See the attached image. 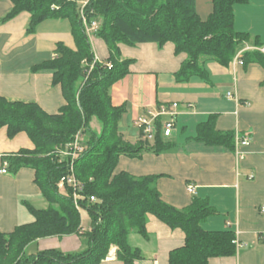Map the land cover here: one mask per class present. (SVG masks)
Returning a JSON list of instances; mask_svg holds the SVG:
<instances>
[{"label": "trees", "instance_id": "trees-1", "mask_svg": "<svg viewBox=\"0 0 264 264\" xmlns=\"http://www.w3.org/2000/svg\"><path fill=\"white\" fill-rule=\"evenodd\" d=\"M10 1L12 9L5 19L29 12L28 33H33L46 19H69L76 48L59 43L57 56L34 68L51 70L53 84L61 85L66 104L58 112L48 113L37 102L0 95V127L6 126L10 137L27 132L35 145L4 155L9 161L8 169L16 173L23 167L33 168L35 181L49 202L43 209L26 202L34 221L9 232L0 231V264H101L112 246L117 247L118 260L135 264L144 254L130 244L129 236L136 232L148 238L151 215L185 234L184 244L171 250L169 264H209L211 258L235 255L234 230H206L202 226L216 212L208 199L194 195L191 204L179 208L163 198L157 185L158 175L135 176L116 171L122 155L136 158L147 151L159 154L173 144L161 132L153 143L143 140L141 132L140 142L127 141L119 128L126 106H115L109 90L130 72L132 60L123 57L120 47L123 43L156 42L160 46L173 43L176 54L187 56L175 73L178 82H186L193 76L207 79L208 61L229 65L253 38L250 33L234 28L235 5L248 0H212V13L205 19L197 11L196 0H93L90 9L94 13L90 18L99 21L96 37L106 45L109 57L96 63L87 80L88 66L84 61L91 63L94 51L77 0ZM253 40L258 48L245 50L241 58L245 64L258 63L264 67V52L259 49L262 43L257 36ZM215 117L199 125L196 139L234 151L236 133L218 130ZM93 118L102 125L99 133L90 127ZM79 132L83 135L84 150L75 161V175L83 184L78 208L73 190L65 187L62 192L58 187L69 172V159L60 161L58 152ZM92 196L94 201L90 199ZM83 211L89 214V228L82 224ZM71 234L80 237L78 250L50 248L26 253V248L39 239Z\"/></svg>", "mask_w": 264, "mask_h": 264}, {"label": "crops", "instance_id": "crops-1", "mask_svg": "<svg viewBox=\"0 0 264 264\" xmlns=\"http://www.w3.org/2000/svg\"><path fill=\"white\" fill-rule=\"evenodd\" d=\"M196 7L205 19L212 13L213 3L196 0ZM11 9L10 0H0V95L37 102L46 112L56 113L66 104L62 87L53 84L51 70L34 68L54 59L59 43L76 48L72 23L69 19L50 18L28 33L31 14L23 11L5 19ZM234 9L235 30L250 33L253 38L229 65L208 61L207 79L193 76L186 82L177 81L175 73L187 56L176 54L171 42L164 46L156 42L120 45L123 57L132 60L130 72L109 92L115 106H126L119 124L124 138L132 144L140 142V130L135 125L139 116L164 105L178 106L173 134L165 138L173 146L159 154L147 151L136 158L122 155L116 171L135 176L158 175L163 198L179 208L191 204L194 195L208 199L216 212L202 226L206 230L232 229L237 240L244 243L237 247L235 255L211 258L209 264H264V67L245 64L241 58L245 50L258 48L253 40L256 36L264 52V0H248ZM89 38L94 56L100 62L107 61L109 52L104 42L96 35ZM212 116H216L218 130L236 133L234 151L196 139L199 125ZM129 124L136 129L134 134L125 131ZM243 139L249 140L245 146L241 144ZM34 147L27 132L10 137L7 127H0V170L4 155ZM35 178L36 171L30 167L16 173L0 172V231L9 232L34 221L26 202L43 209L40 205L46 199ZM190 184L196 187V194L188 191ZM90 222H84L82 217L84 228H89ZM147 229L149 237L139 234L141 239L136 244L132 242L133 235L129 236L130 244L144 254L135 264H169L171 250L184 244V232L153 215L149 216ZM32 244L37 245V251H75L81 247V240L71 234L42 238ZM101 264H124L117 259L116 246L111 247Z\"/></svg>", "mask_w": 264, "mask_h": 264}, {"label": "built area", "instance_id": "built-area-1", "mask_svg": "<svg viewBox=\"0 0 264 264\" xmlns=\"http://www.w3.org/2000/svg\"><path fill=\"white\" fill-rule=\"evenodd\" d=\"M77 2L78 11L85 26L86 32L89 37L93 38L99 28V21L97 19L90 18V15L94 13V10L90 9L93 0H77ZM236 57L239 58L240 54H238ZM97 62H100V60L95 56L91 63H89L88 61H84V63L88 66L86 80ZM107 65L110 68L112 67L111 63H107ZM84 84L85 82H83V85ZM228 96L232 97V93H228ZM177 106V103H173L171 106L164 105L158 111H149L147 115L139 116L135 120V125L139 128L140 132L142 133L143 140L153 143L158 132H161L162 136L165 138L171 137L176 126ZM159 119L161 120L160 124L158 123ZM159 125L160 128L158 127ZM82 142L83 135L81 132H79L75 136V139L70 144H68L65 149L59 150L58 152L60 155V161H63L64 158L69 159V172L65 176H63L58 182V187L61 189L69 187L73 190V199L75 205L78 208L80 207V200L82 197L81 191L83 189V184L77 179L75 175V161L84 150ZM248 142V139L241 140V144L243 146L247 145ZM237 155L241 156L242 153L237 150ZM8 167L9 161L7 159H4L0 172L3 174L9 173ZM188 191L191 194H196V187L193 184H190L188 185ZM90 199L94 201L95 197L92 196ZM236 244L237 247L244 246V243L238 241L237 238Z\"/></svg>", "mask_w": 264, "mask_h": 264}, {"label": "rangeland", "instance_id": "rangeland-1", "mask_svg": "<svg viewBox=\"0 0 264 264\" xmlns=\"http://www.w3.org/2000/svg\"><path fill=\"white\" fill-rule=\"evenodd\" d=\"M90 127H92V129L95 130V131H97L98 133L101 132V130H102V125L97 120V118H93V120L91 121ZM120 127H121V130H123L122 129L123 126L121 125ZM125 131H127L128 134L131 135V134H134L135 133L136 129L134 128L133 124H129V126L126 125ZM61 191H62V189H61ZM44 201L45 202L42 205H40V206H42L41 208H46L49 205V202L47 200H44ZM82 217H83L84 222H88L89 219H90L89 214L87 212H85V211L82 212ZM131 234L133 235L132 238H131L132 239V242H133V244H136L137 241L139 239H141V236L138 233H136V232H132ZM36 248H37V245L36 244H30L26 248V253L27 254L35 253V252H37V249Z\"/></svg>", "mask_w": 264, "mask_h": 264}]
</instances>
